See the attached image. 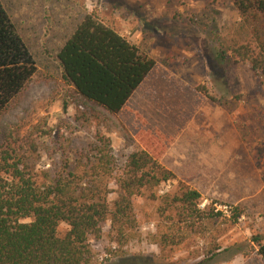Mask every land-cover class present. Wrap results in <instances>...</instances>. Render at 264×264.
I'll return each instance as SVG.
<instances>
[{
  "label": "rangeland",
  "instance_id": "374dc122",
  "mask_svg": "<svg viewBox=\"0 0 264 264\" xmlns=\"http://www.w3.org/2000/svg\"><path fill=\"white\" fill-rule=\"evenodd\" d=\"M84 3L150 54L155 67L112 115L84 103L52 61L39 56L38 71L0 115V150L15 141L31 166L55 174L67 165L82 167L101 134L110 139L118 172L132 152L145 149L178 176L156 188L158 195L183 181L202 193L203 207L227 217L236 207L242 210L237 223L217 225V232H224L213 257L206 252L210 240L165 255L148 237L156 230L151 212L157 202L147 191L135 204L138 238L118 245L106 221L103 237L91 239L99 264H264L253 243L255 235L264 238V80L250 62L236 61L229 51L234 39L246 36L233 0ZM46 128L48 135L42 134ZM108 181L113 201L115 176ZM67 229L60 226L62 234Z\"/></svg>",
  "mask_w": 264,
  "mask_h": 264
},
{
  "label": "trees",
  "instance_id": "16d2710c",
  "mask_svg": "<svg viewBox=\"0 0 264 264\" xmlns=\"http://www.w3.org/2000/svg\"><path fill=\"white\" fill-rule=\"evenodd\" d=\"M233 2L246 36L234 39L229 51L236 61L250 62L264 80V0ZM227 55L222 51L223 58ZM39 56L52 61L84 103L112 115L122 111L156 65L84 0H0V115L38 71ZM42 134L50 132L46 128ZM15 144L9 141L0 150V264H99L91 239L103 237L106 221L118 245L138 238L135 204L147 191L157 202L151 212L156 230L148 237L165 255L210 240L206 252L213 257L224 232H217L219 222L237 223L242 216L239 207L230 217L203 207L202 193L183 181L158 195L156 188L178 176L145 149L132 152L118 172L105 135L98 134L82 167L67 165L55 174L36 170ZM113 176L118 190L111 201ZM63 223L68 229L62 234ZM253 243L264 260V238L255 235Z\"/></svg>",
  "mask_w": 264,
  "mask_h": 264
}]
</instances>
